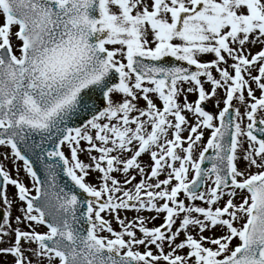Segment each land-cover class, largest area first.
<instances>
[{
	"label": "snow or ice",
	"instance_id": "snow-or-ice-1",
	"mask_svg": "<svg viewBox=\"0 0 264 264\" xmlns=\"http://www.w3.org/2000/svg\"><path fill=\"white\" fill-rule=\"evenodd\" d=\"M262 112L264 0H0V264H264Z\"/></svg>",
	"mask_w": 264,
	"mask_h": 264
},
{
	"label": "rangeland",
	"instance_id": "rangeland-1",
	"mask_svg": "<svg viewBox=\"0 0 264 264\" xmlns=\"http://www.w3.org/2000/svg\"><path fill=\"white\" fill-rule=\"evenodd\" d=\"M14 43H15V41H14ZM260 48H261V46L258 44V45H256L255 47H252V48H251V51H252L253 53H256V52H258V51L260 50ZM205 59H209V60H210V59H212V57H211V56H207V57H205ZM253 74L255 75L256 73H253ZM206 87H208V86L206 85ZM253 89L255 90V85H253ZM255 95H256L257 97H259V96L261 95L260 91L256 90V91H255ZM219 98H220L221 100L223 99V93H222V92L220 93ZM188 99H189V101H194V100L196 99V97L190 95V96L188 97ZM233 104H234L235 106L240 107V111H241V112L244 111L243 107L240 106L239 103H238L237 101H233ZM140 106H141V107L144 106V102H143V101L140 102ZM223 106H224V105H223V103L221 102V103H220V108L222 109ZM206 107H207L208 111H210V112L213 113V114H215V113L218 112V109L215 108V107H213V103H212L211 101H209V102L206 104ZM259 116H264V112L259 113V114H258V118H259ZM189 119L191 120V117H189ZM245 122H246V121H245ZM186 135H187V133H185V136H186ZM208 136H209V132L206 131V132H205V136H204V140H205V142H206ZM5 152H9V149L0 147V153H5ZM66 154H67V150H66ZM80 158H81L82 160H84L85 162H88V160H87V156H86V155H81ZM141 159L143 160V162L147 163L148 160H149V157H148L147 155H145V156H143ZM5 163H6L7 168H8L9 170H12L13 165H12L11 160L6 161ZM18 163L22 166V163H23V162L20 161V162H18ZM240 166H241V167H244V164L241 163ZM12 174L15 175V172L13 171ZM20 175H21V179H24V182H25L26 184H28V180H27V178H25L22 169H21V173H20ZM117 178H118V179H123V177L119 176V174H117ZM160 178L163 179L164 177L161 176ZM139 179H140V177L137 176V181H138ZM134 183H135V181H134ZM29 186H30V185H29ZM14 192H15V189L12 188L11 186H9V188H8V194H9V196H12V195L14 194ZM33 194H34V193H33ZM197 203H199V202H197ZM17 207H18V206H17L16 204L13 205V208H12V217H13V219H14L17 215L20 214L19 211L17 210ZM122 215H126L128 218L131 219L133 216L136 215V213L129 211V212H127V213H122ZM141 215L147 217V216L155 215V213L143 212V213H141ZM107 218H108V219H111V217H107ZM162 222H163V215H161L159 219H157V220H155V221L149 223L147 226L150 227V228H151V227H155V226L160 225ZM14 226H15V225H14ZM20 227H21V228H24L25 226H24V225H20ZM113 227L116 228V230H119L118 226L116 225V223H115L114 221H113ZM25 230H27V229H25ZM37 231L43 233V232H46L47 229H46L45 227H38V228H37ZM222 234H223V232L221 231L220 228H216V229H214L212 232H205V233H204L205 236H217V237L220 236V235H222ZM137 235H139V233H137ZM183 239H184V236H183V234H181V236H180L179 240L177 241V243H179V242L182 241ZM238 243H239L238 240H234L232 246L235 247ZM5 246H7V245H5ZM205 246H206V247H211V245H208V244H205ZM139 250H140L141 252L144 251V249H143L142 246L140 247ZM168 250H169V249H168L167 246H166V247H165V252H167ZM153 251L155 252V249H153ZM186 252H187V249H184V250H183V253H186ZM183 253H181V254H183ZM0 259H3V258H0ZM8 259L10 260L11 258L9 257Z\"/></svg>",
	"mask_w": 264,
	"mask_h": 264
},
{
	"label": "water",
	"instance_id": "water-1",
	"mask_svg": "<svg viewBox=\"0 0 264 264\" xmlns=\"http://www.w3.org/2000/svg\"><path fill=\"white\" fill-rule=\"evenodd\" d=\"M168 62H170V61H168ZM205 108H206V110H208L206 106H205ZM76 123H79V122L77 121ZM37 167L39 168L40 166L37 165ZM60 183H61V184H67L69 188L72 187L71 184H70V182H68V181L66 180V178H61ZM81 198H83V197H81Z\"/></svg>",
	"mask_w": 264,
	"mask_h": 264
}]
</instances>
